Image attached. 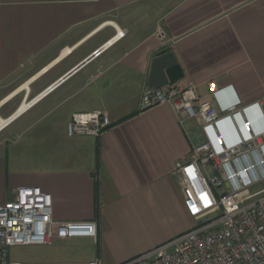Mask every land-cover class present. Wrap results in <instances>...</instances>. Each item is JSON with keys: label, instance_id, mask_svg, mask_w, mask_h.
<instances>
[{"label": "crops", "instance_id": "1", "mask_svg": "<svg viewBox=\"0 0 264 264\" xmlns=\"http://www.w3.org/2000/svg\"><path fill=\"white\" fill-rule=\"evenodd\" d=\"M114 25L124 36L92 56ZM163 50L184 73L174 85L194 82L209 97L212 81L226 88L212 100L220 114V103L237 98L260 102L264 115V0H0V120L63 79L0 129V204L17 187L37 186L51 195L54 221L96 220V239L52 245L68 242L84 264L126 262L194 223L174 170L204 132L168 105L139 111L149 59ZM97 110L114 124L98 138L67 136L73 113ZM248 114L263 124L261 113ZM158 218L178 228L143 250L120 251ZM43 247H13L11 258L37 263Z\"/></svg>", "mask_w": 264, "mask_h": 264}, {"label": "built area", "instance_id": "2", "mask_svg": "<svg viewBox=\"0 0 264 264\" xmlns=\"http://www.w3.org/2000/svg\"><path fill=\"white\" fill-rule=\"evenodd\" d=\"M114 26L115 35L92 56L124 36L125 31ZM157 34L164 36L163 31ZM62 80L28 101L25 96L20 107L24 103L27 107L17 114L19 107L5 125ZM207 86L209 97L198 96L191 81L185 87H146L141 94L139 111L168 105L183 117L198 120L205 140L192 148L188 160L177 162L174 170L182 185L184 210L194 221L192 227L120 264H264V189L251 191L264 180L261 103L242 106L235 98L220 103V114L212 100H219L226 88L212 81ZM249 110L261 113L262 125L257 126ZM111 125L107 111L97 110L73 113L65 128L69 137L98 138ZM97 233L96 220L54 221L51 195L37 186H20L0 204V264H24L11 258L13 247L52 246L57 238L96 239ZM86 264L102 262L94 258Z\"/></svg>", "mask_w": 264, "mask_h": 264}, {"label": "rangeland", "instance_id": "3", "mask_svg": "<svg viewBox=\"0 0 264 264\" xmlns=\"http://www.w3.org/2000/svg\"><path fill=\"white\" fill-rule=\"evenodd\" d=\"M264 189V180L251 188V191H257ZM157 222L152 226H147L146 230H142L130 241L119 242L120 251L123 252H135L137 250H143L144 245L153 243L159 237L164 238L169 234H173L175 229L178 228L174 218H158ZM175 236V235H174ZM61 244V243H59ZM44 246L39 251V257L37 263L30 264H84L83 256L81 252L75 251L76 249L69 246L68 242H63L62 246Z\"/></svg>", "mask_w": 264, "mask_h": 264}, {"label": "water", "instance_id": "4", "mask_svg": "<svg viewBox=\"0 0 264 264\" xmlns=\"http://www.w3.org/2000/svg\"><path fill=\"white\" fill-rule=\"evenodd\" d=\"M147 87L162 88L183 78V70L173 52L161 51L149 59Z\"/></svg>", "mask_w": 264, "mask_h": 264}, {"label": "bare ground", "instance_id": "5", "mask_svg": "<svg viewBox=\"0 0 264 264\" xmlns=\"http://www.w3.org/2000/svg\"><path fill=\"white\" fill-rule=\"evenodd\" d=\"M20 107V106H19ZM27 107V103H24L19 109L18 111L16 112L17 114L20 113L21 111H23L25 108ZM1 121V124H0V127H2L3 125H5V123L7 122V120H0Z\"/></svg>", "mask_w": 264, "mask_h": 264}, {"label": "trees", "instance_id": "6", "mask_svg": "<svg viewBox=\"0 0 264 264\" xmlns=\"http://www.w3.org/2000/svg\"><path fill=\"white\" fill-rule=\"evenodd\" d=\"M114 123H112V125H113ZM111 125V126H112ZM99 214V205L97 204V215ZM98 234V233H97Z\"/></svg>", "mask_w": 264, "mask_h": 264}]
</instances>
